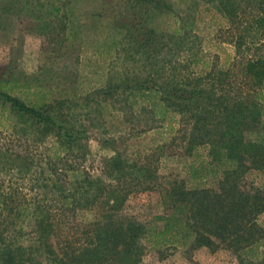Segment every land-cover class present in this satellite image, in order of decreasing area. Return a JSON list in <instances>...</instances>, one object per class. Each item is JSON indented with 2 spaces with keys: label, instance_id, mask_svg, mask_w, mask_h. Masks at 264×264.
<instances>
[{
  "label": "rangeland",
  "instance_id": "obj_1",
  "mask_svg": "<svg viewBox=\"0 0 264 264\" xmlns=\"http://www.w3.org/2000/svg\"><path fill=\"white\" fill-rule=\"evenodd\" d=\"M39 1L0 0V78L24 79L31 88L11 94L32 107L49 105L58 124L82 134L67 157L56 139L42 137L41 128L31 123H21L0 100V264H55L53 253L69 257L72 246L66 254L67 248L61 249L58 242L62 232L43 239L38 233L36 219L44 218L55 196L50 184L39 188L49 179L48 172H55L66 190L82 179H99L108 187L116 182L107 176L111 167L120 165L130 177L139 178L147 172H135L133 165L145 161L156 168L153 183L158 187L130 194L118 214L133 227L129 235L135 240L120 246L117 255H103L99 264H264V172L253 167L252 157L242 155L237 173L226 181L221 168L210 166L208 146L192 151L187 144L189 139L207 138L223 144L221 137L230 126V103L223 99L245 91L235 87L242 77L237 82L227 77L222 85L212 86V77L198 72L204 62L215 65L214 57L221 67L230 63L233 47L225 40L226 21L204 7L208 0ZM48 5L56 12L48 19V33L34 35L28 31L34 30L33 18ZM64 15L72 23L66 33ZM35 27L37 32L44 28ZM149 77L150 94L135 88ZM179 89L202 91L208 99L202 106L179 107ZM217 96L222 100H212ZM160 103L167 113L161 112ZM193 113L208 117V131L188 123ZM245 138L264 145V130L247 132ZM72 170L79 172L73 176ZM184 180L188 190H198L196 209L220 229L214 225L209 234L204 220L194 221L185 207L182 214L177 212L174 228L164 232L175 210L163 204L162 194ZM9 195L13 201L4 203ZM221 202L226 208L244 203L248 220H240L238 229L237 220L220 225L221 212L215 207ZM6 204L14 207L11 213ZM105 209L98 204L93 211L70 217L68 224L84 235L94 230ZM54 221L63 222L59 217ZM187 224L194 233L186 230ZM194 238L196 244L184 246Z\"/></svg>",
  "mask_w": 264,
  "mask_h": 264
},
{
  "label": "trees",
  "instance_id": "obj_2",
  "mask_svg": "<svg viewBox=\"0 0 264 264\" xmlns=\"http://www.w3.org/2000/svg\"><path fill=\"white\" fill-rule=\"evenodd\" d=\"M200 3L203 2H199L198 4L200 5ZM203 5L214 10L226 21V27L224 28L225 40L233 47V57L226 67H221L217 63L218 57H214L215 65L211 66L208 62H204L198 72L201 76L206 77V79L212 77V86L214 84L216 86L222 85L227 77L228 81L231 82H237V78L242 77L243 79L235 87L245 91L233 95L230 94L223 99L230 103L228 106L230 107L229 130H225L221 137L226 143L223 142L222 144L220 141L211 143L212 140L207 138L202 141L189 139L187 140V144H189V148L192 151L197 146H208V154L212 161L210 166L214 164L218 168H221L226 181L231 178V174L237 173L235 169L239 166L242 155L252 157L253 167L258 171L264 172V145L247 141L245 138L247 132L259 129L264 130V0H208ZM193 25L194 23L187 24L188 29L192 30ZM182 30L181 27L179 34ZM202 59L199 61L201 62ZM150 81L149 77L147 80L139 81V83L136 82L135 88L139 90L143 89L144 92L146 91L150 94L152 90L147 85L150 84ZM182 90L179 89V97H177L179 107L189 106L190 103L202 106L208 99L207 94L204 95L202 91L192 89L191 92H182ZM157 91L161 92V88H157ZM0 100L3 106L9 107L11 113L21 123L28 122L37 128H41L42 137H53L57 140L59 148L66 152L67 157L72 155L74 152L73 146L78 138H81L82 131L80 132L74 128L66 130L63 125L58 124V118L56 119V116L51 115L52 108L49 105L39 108L32 107L2 91H0ZM212 100L220 101L222 98L217 96L216 99ZM219 104L221 103H217L216 105ZM158 107H161L162 113H167V108L161 105V103ZM182 111V109L179 110V112ZM154 113L156 114L155 111ZM189 119L191 120L188 123L193 122L192 126H194V129H199L201 132L207 130L205 126L207 125L208 117L202 116L199 113H193ZM21 130H25V128ZM185 138L186 133H183L180 141L183 142ZM62 160L64 161V158ZM51 161L53 162L55 159H51L48 164ZM113 162L116 163L117 161ZM54 164L51 163L50 165L53 166ZM137 165H133L135 172H143V174L147 172V174L139 178L138 176L130 177L131 174L126 171L125 167L124 169L120 165L111 167L107 176L116 182L115 185H108V187L99 179H82L75 181L73 186L76 187L74 189L66 190L60 186V178L55 172L47 173L49 179H43L39 188H47L50 184L54 189L51 194L55 196L50 201L49 206L45 208L47 211L44 214V218L41 217L40 220L36 219L39 227V236L42 239L47 238L51 232L56 234V231L59 230V232H62L58 239L59 244L62 246L61 249L66 247V250H68L66 254H68L72 246L69 255L72 260L69 257L59 258L57 254L53 253L51 261L55 264L56 262L59 264L76 263V260H79L78 264H99V261L103 259V255H117L119 254L118 249L120 246L127 245L135 240L133 236L129 235L133 227L126 225L125 220L120 219L118 214L130 194L137 191H153L158 187V185H155L156 183H153L157 179L156 173H154L156 168L152 166V163L145 161L139 167ZM72 171L73 176L79 172ZM151 171L153 172L152 174ZM52 175L55 176L54 179L50 177ZM174 184L173 188L164 190L162 194L164 195L163 204L175 210V215L171 216L166 222L164 232L174 228V223L172 224V222L178 221L177 212L181 211L179 214H182L186 207L190 210L193 220L199 222L204 220V226L207 225L209 227L207 229L208 233H212L211 228L216 225L214 224L215 221L201 215L199 209H196L199 202L196 195L197 188L188 190L185 180L179 183L175 181ZM82 185H85L84 190L82 189ZM230 188H233V186ZM8 201H13L11 195L3 202L6 203ZM98 204H103L106 209L102 211L94 230L86 232L84 235L81 233V236L78 232H73V226L71 227L72 229L70 228L72 224H68L71 223L70 217H75L79 212L93 211ZM224 206L223 202L217 207L214 206L216 209H220L217 210L221 212L218 215L217 221L220 225L228 224V222L229 224H233L232 222L237 220L238 223L234 225L237 227L235 229H238L243 218V220H248L247 215L243 213L244 203L241 202L239 205L234 204L231 208ZM5 208L9 213L14 209L13 206L7 207V204ZM56 217L62 218L63 222L58 221L56 222L58 223L57 225L54 224V218ZM230 217L232 218L229 221ZM59 222L61 223L59 224ZM216 226L220 229L219 225ZM186 227L189 233H194L193 227L189 229L188 224ZM75 228L78 229L77 227ZM197 241L198 239L194 238L192 241L185 243L184 246L194 245ZM4 264H10V262L6 260Z\"/></svg>",
  "mask_w": 264,
  "mask_h": 264
},
{
  "label": "crops",
  "instance_id": "obj_3",
  "mask_svg": "<svg viewBox=\"0 0 264 264\" xmlns=\"http://www.w3.org/2000/svg\"><path fill=\"white\" fill-rule=\"evenodd\" d=\"M39 2H41V0L39 1ZM43 8L40 10V11H42L41 12V16L40 17H34L33 18V20L34 21H36V22H32V25L34 26L33 28H34V30H32V29H30V30H28L29 32H32L34 35H40L41 33L42 34H47L48 33V31H46L45 29L47 28V27H49L48 26V19H50V18H52V17H54L55 15H56V12H53V11H51L50 9V7H49V5L47 6L48 7V9L46 8V7H44V6H42ZM66 14V13H65ZM19 16H21L20 15V13H17V17H19ZM28 17V16H27ZM61 17H63V19H62V22H63V27H64V30H65V33L66 32H69L70 31V28H71V22H70V19H69V16L67 17V19H66V15H64V16H61ZM60 16L58 17V18H61ZM36 19V20H35ZM47 20V21H46ZM28 23H29V21H28ZM30 25V24H29ZM35 26H39V27H44L43 28V32L41 31V32H37V30H36V27ZM30 28V27H29ZM19 29V28H18ZM17 29V31L16 32H18L19 34H22L23 35V29H22V31H21V33L19 32L20 31V29L18 30ZM44 31H46V33H44ZM15 63H16V61H15ZM11 66H12V64H11ZM16 67H17V65H16ZM22 70V69H21ZM20 72H22V71H20ZM25 75V74H24ZM27 75H25V77H26ZM24 80V79H23ZM23 80H21L20 78H16V79H13L10 75H9V77L7 78V79H5L4 77H2V78H0V88L2 89V92H5V93H7V94H9L10 96H12V97H15V98H18V99H20L19 97H17V96H14L13 94H11L10 92L11 91H13V90H18V91H21V92H23V91H28L31 87H30V85H27ZM32 88H34V87H32ZM22 94V93H21ZM22 102H24L25 104H27V105H29V103H27V102H25V100H23V99H20ZM8 107V106H7Z\"/></svg>",
  "mask_w": 264,
  "mask_h": 264
}]
</instances>
